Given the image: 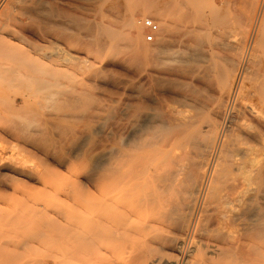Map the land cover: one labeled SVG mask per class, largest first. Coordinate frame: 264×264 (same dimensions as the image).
Listing matches in <instances>:
<instances>
[{
	"label": "bare ground",
	"instance_id": "1",
	"mask_svg": "<svg viewBox=\"0 0 264 264\" xmlns=\"http://www.w3.org/2000/svg\"><path fill=\"white\" fill-rule=\"evenodd\" d=\"M151 1L131 2L111 29L107 22L124 11L123 0H0V134L15 141L14 149L22 140L46 159L51 151L60 152L55 156L59 164L74 156L92 163L89 171L73 175L70 196L84 202L80 211L86 223L68 226L66 243L50 264H115L116 202L128 200L136 185L130 184L131 177L141 169L151 214L155 206L163 208L165 194L178 198L171 225L179 237H172L170 246L179 255L173 262L154 259L149 264H256V259L264 264V0H237L244 11L242 19L239 14L242 25L235 28L241 30L229 31L232 35L225 39L203 38L207 28L202 21L178 33L177 21L187 15L177 21L172 16L181 10L182 0ZM211 2L214 10L216 0ZM140 10L159 19L161 33L151 49H144L136 26L141 28L134 23ZM171 30L186 38L174 61L180 88L174 112L158 101L162 94H155L168 65L161 55L171 50ZM124 53L127 58L120 57ZM124 65L131 69L128 79L116 80L113 68ZM100 95L112 105L104 106ZM42 101L58 104L60 121L82 124L74 127L79 134L72 126L73 132L65 134V128L64 136L54 132L61 140L55 135L59 141L51 151L46 141L48 149H40L43 143L37 140L47 135V119L31 124L23 117L28 106ZM105 124L110 134H104ZM77 137H85L86 152L74 151ZM256 142L262 149L257 150ZM2 153L0 148V189L20 182L3 173L44 184L40 173L17 167L14 160L6 164ZM90 199L93 207L86 204ZM69 211L76 210L70 205Z\"/></svg>",
	"mask_w": 264,
	"mask_h": 264
},
{
	"label": "rangeland",
	"instance_id": "2",
	"mask_svg": "<svg viewBox=\"0 0 264 264\" xmlns=\"http://www.w3.org/2000/svg\"><path fill=\"white\" fill-rule=\"evenodd\" d=\"M123 1L126 2V3H124L125 4L124 8H123L124 11L121 9L120 13L114 14L113 19H111L107 22V24L109 25V27L111 29H115V27H117V23L120 22V18L122 16H124L126 13L125 11L131 7V2H133V1L143 2L144 0H127V1L123 0ZM234 1L235 0H216V2H215L216 8L214 10H212L213 6L211 4L212 3L211 0H182L181 1L182 3L180 4V7L178 8L181 10H179V12L175 11L178 15L176 13H174L175 15L172 17H173V20H175V21H177V18L183 13H186L185 15H187V17L181 16L180 18H181V20L183 19L182 21L179 20L180 18L178 19L179 21H177L178 26H177L176 30L179 33L181 31V29L183 28V26L192 27V25L194 26L199 21H200V23L202 21V27L205 26L207 28V32H206L205 36L202 34L203 38H208V36H209V38H220V39L228 38L232 35L231 34L232 32L230 33L229 31H233V30L240 31L241 30L239 27L240 25L238 26L239 28H237L240 30H236L235 27H237V25H238L237 23L242 21V20H239V14H240V19H242L240 10L242 9L241 10L242 15H243L244 10H243L242 5L240 3L241 0H238L240 2H237V0H236L237 4ZM151 2H155V1L152 0ZM125 8H126V10H125ZM141 11L142 10L138 11L139 15H138V13H137V16L134 15L136 17V18H134V23L136 24L137 21L145 19V18H149V19L153 20L159 28V32L157 34V36H159L161 31H160V27H159L160 25H159L158 17H156L155 15H150V16L143 15L140 13ZM214 11H216L215 12L216 14L214 13ZM190 17H191V19H190ZM184 19L187 21H185ZM204 20H206V22H204ZM236 21H238V22H236ZM241 23H239V24H241ZM136 28H137L138 32L140 33V42L145 46L144 49L145 48L151 49L153 44L155 43L156 37L154 38L153 43L147 44L144 42V39H143L144 31L142 29H139L137 26H136ZM176 30H171L172 32L168 36L169 47L171 50L167 51L164 55L163 54L161 55L163 57L162 60H164V62L168 64L167 65L168 68L166 67V70L162 71L163 74H161L162 76H160V79H161V82L163 84H161V82H159V90L155 93V94L158 93V97L160 94H162V95H160L158 101H160V100H162L163 102L165 101L164 104H162V101H160L163 106L167 105V103H168L167 106H169L173 112L175 111V108H176V106H174V105H177V101L179 99V94H180V88H178L179 87L178 79L176 78V70H175L176 64L174 61L176 60V53H177L178 48L180 46L181 40L183 41L186 39V38L181 39L180 35L179 34L177 35ZM172 40H173V43H172ZM170 43H171V45H170ZM189 43L190 42L187 41L184 44H189ZM50 50L53 52L52 49H50ZM51 51H44V52L45 53L47 52V54H50ZM126 53L122 54L120 57L127 58L126 55L128 53L127 54ZM51 54L53 57H56V56H54V55H56L55 52H53ZM142 54L145 55L146 54L145 51H143ZM169 66H171L173 68H171ZM164 68H165V66H164ZM125 69H127V66L125 67V65H124V67L123 66H116L115 68H113V70H112L113 73H111V74L113 77L115 75H117L114 77V78H118L116 80H119V81H124L125 79L127 80L128 79L127 76L129 74H126V73H129V71L131 69L130 68L127 70H125ZM114 70H117V72ZM168 70L170 71L169 73L166 72ZM124 71H126V72L123 73ZM80 73H81L80 70H78V69L75 70L76 76H80ZM121 73L123 74L122 76L120 75ZM187 79H188V80H186L187 85L184 88L185 92L189 89V84H190L189 77ZM164 82H166V83H164ZM100 97H101V95H100ZM161 97L164 100L161 99ZM108 99H109L108 97L105 100H104V98H102L101 101H102V104H104V106H110V104L112 105V103L110 101L111 99H109V100ZM42 102L44 104L39 103L38 105H34L31 107L28 106V108H26V113L23 114V117L26 119L27 122H29L31 124H34V122H38L42 119H47V120H43V122L47 121L46 127L48 124V127H47V130H48L47 135L48 136L46 134H44L45 136H47V138H46L44 135H41V136H43V138L40 136L41 138L37 137L38 138L37 140L39 141V139H40L41 143H43L41 145V143L39 141V144L41 145L40 149H42L43 146H45V147H43L44 149H42V150L48 149V148H46V144L44 142V141H46V143H48L47 147L50 146L49 148L51 151V150H53L52 145L57 140L59 141V139H60L59 138L60 135H56V134H61V136H62V133L64 131L67 132V130H68V132L65 133V134H68L71 130H74V129L76 130L75 133L79 134V133H77L79 131L77 129L82 124L77 125L76 122L74 124L75 120H72L69 118H67V119L70 121L65 122L64 120H67V119L60 121V119H61L60 117L63 115V112L59 109L58 104H56L53 101H49L46 103L44 101H42ZM108 103H110V104H108ZM170 105H172V106H170ZM20 106H21V104H20ZM33 107H35V108L33 109ZM57 107H58V109L56 110ZM37 108H39L41 113L38 111ZM84 108H85L84 110H83V108L81 110L85 111L86 107H84ZM42 113H43L44 117L42 116ZM49 114H51V116ZM54 116H55V118H54L55 120L53 119ZM56 116H57V118H59L58 121L56 119ZM48 119H52V121L48 120ZM53 120H54V123H53ZM62 123L63 124L65 123V125H62ZM66 124H67V126H66ZM71 126L73 128L75 126H76V128L77 127L78 128L72 129ZM107 126H108V124H107ZM107 126H106V124L103 125V129L105 130L104 134H110L109 133V130H110L109 126H108V131L106 132ZM65 128L67 130H65ZM49 130H51L52 134L49 133ZM56 131L57 132L62 131V133H59V132L57 133ZM71 132H73V131H71ZM55 135L59 139L57 137H55ZM63 136H64V133H63ZM48 137L51 138L49 142H47V140H49ZM83 138H85V137H80V138L77 137V140L72 141L74 143V146H73L74 151L77 154H80L82 152H86L87 147L84 146L85 140L83 141ZM63 139H64V137H63ZM52 140L53 141L55 140V141L53 142ZM51 142H53V143H51ZM80 142H83L82 145H80L81 144ZM1 143H2V146H1ZM12 145L14 147H16L15 141L10 136H7L5 134H0V148L3 151V153H5L4 155L2 153L3 159L5 160L6 158H4V157L5 156L7 157V159L5 161L4 160L3 161L6 162V164H12L11 160H14L13 165H17V167L22 166V168H26L25 170H27V169L32 170V171L34 170V172L36 171L37 173H40L42 175V177H44V184H41L40 181L36 180V179L29 180V179L24 178V177H17V176L9 175V173H3V174H8L9 177H13L16 180L19 179L21 183L16 182L13 185L8 184L5 186H2L0 189V264H50L51 256L53 254H55L56 252H58L60 249H62V247L66 243L68 226L71 225L73 227L80 228L82 225H85V223H86L85 218L83 219L84 213L82 211H80L82 209L81 207L84 206V202L82 205H80L81 201H79V202L71 201L70 196L72 195V191L74 190L73 181H75V177L73 175L77 174L78 172L84 171V170L89 171L92 167V163L89 162L88 159L86 160L82 157L81 158L80 157L75 158V156H74V158L71 157L70 159L68 158V160H67V158H65V160L63 161V163L66 162L65 164H63V163L59 164V163H56V159L61 156L60 152L55 153L54 151H51L52 156H50V158L48 157L46 159L43 156H41L40 152L36 151L32 147H29V145H25L22 140L19 141V143H18L19 146H17V148L14 149L13 147H11ZM77 145H79L80 147ZM256 148H257V150L262 149V143L256 142ZM23 149L27 152L24 153ZM82 149H83V151H82ZM28 152L29 153L34 152V157L37 154L36 155L37 158L36 157L34 158L33 154L31 155ZM25 155L26 156L28 155V156L25 157ZM38 156L39 157L41 156V157L38 158ZM38 159L40 160V162ZM7 160H10L9 163ZM142 171H143V173H142ZM46 173H47V175H46ZM137 174H135V175L138 177H136L134 175L133 177H131V181H130L131 185L136 184L131 191V193H134V194L130 193L131 195L129 194L126 197V198H128V200L124 199L123 201L119 200L116 202V209L115 210H119V211L114 213V217H113L114 220L112 223V228H113V232H114V235H113L114 238H113V241L111 244L112 260L115 264H119V263L120 264H149V261H152L154 259H159L161 261L167 260L169 262H173V260H175L176 257L179 255V254H177L178 251L177 250L175 251L170 246L171 245V243H170L171 238L174 236L179 237V235H177L178 233L174 232L175 227L171 225V223L173 222V219L175 218L174 213H175V208L177 206L178 198L177 197L175 198L174 195L173 196L171 195L168 198V197H166V196H168V194H165L164 199L162 201L163 202V205H162L163 208H161L162 210L158 209L155 206L154 209L152 210L153 213L151 214V211H149L147 206H146V199H145L146 186H145V183H143V182H145V175H143V174H145L144 169H141L140 172ZM140 178H141V181H140ZM142 178H144V179L142 180ZM22 183H25L27 185V187L22 186ZM90 189H91V192H93V193L90 192ZM138 190L141 192L140 194H139ZM89 192H90V195H93L94 189L92 187L89 188ZM135 195L138 196V199ZM68 196H69V198H68ZM66 199H68V201ZM90 200L88 201L89 203H86V204H88L89 207H93L94 200L93 199H90ZM68 202H70V203H68ZM71 202L74 203V205ZM70 205H72L74 207V209L76 210L75 212L69 211ZM78 206L79 207L81 206V207L79 208ZM163 210H165V211H163ZM68 211H69V213H68ZM158 212H160V216H161L162 221H160L161 219H158L159 218ZM136 217H138L139 219ZM134 220H136V221H134ZM147 221L149 223H147ZM129 224H131V225H129ZM91 225H92V223H89V226H91ZM117 234H118L119 238H121V237L122 238L118 239ZM119 234H121L122 236ZM168 243H169V246H168ZM148 249H151V250H148ZM116 252H118L119 254H117ZM147 253H148V255H147ZM149 253H151L150 255H152V256H150ZM131 255H132V257H130ZM137 256H138V258H137ZM256 264H260L257 259H256Z\"/></svg>",
	"mask_w": 264,
	"mask_h": 264
},
{
	"label": "built area",
	"instance_id": "3",
	"mask_svg": "<svg viewBox=\"0 0 264 264\" xmlns=\"http://www.w3.org/2000/svg\"><path fill=\"white\" fill-rule=\"evenodd\" d=\"M138 25L144 31V34H143L144 42L147 44L153 43L155 36L159 32V28L157 24L153 20L149 18H145V19L139 20Z\"/></svg>",
	"mask_w": 264,
	"mask_h": 264
}]
</instances>
